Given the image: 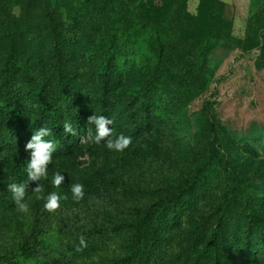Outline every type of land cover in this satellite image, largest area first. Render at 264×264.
Here are the masks:
<instances>
[{"label":"rangeland","instance_id":"rangeland-1","mask_svg":"<svg viewBox=\"0 0 264 264\" xmlns=\"http://www.w3.org/2000/svg\"><path fill=\"white\" fill-rule=\"evenodd\" d=\"M87 1L0 0V35L17 33L16 48L0 38V264H264V0H221L230 24L207 54L177 43L181 25L143 27L140 6L161 0H114L95 23ZM93 114L132 144L95 143ZM54 120L76 129L69 147ZM41 126L57 149L22 213L7 185L27 182L25 144ZM167 194L177 202L138 237Z\"/></svg>","mask_w":264,"mask_h":264},{"label":"trees","instance_id":"trees-1","mask_svg":"<svg viewBox=\"0 0 264 264\" xmlns=\"http://www.w3.org/2000/svg\"><path fill=\"white\" fill-rule=\"evenodd\" d=\"M110 1V5L109 2ZM162 3L158 4L155 1L147 4L143 2L141 7V18L143 27H153L159 29L163 25L170 24L172 28L177 30L178 27H173L174 24L181 25L178 31L175 33L177 37V43L180 40L185 39L187 51L191 54L193 52L202 51V54L211 46L214 40L222 39L224 31L228 28L230 20L227 14V4L221 0H201L199 12L197 15H193L188 11L187 0H161ZM114 0H88L85 4V11L90 12V21L95 23L97 18L101 20L109 18L111 12L114 13L115 6L113 5ZM174 2H179V5L172 9ZM83 22V21H82ZM84 23V22H83ZM82 23V24H83ZM7 25V21L6 24ZM96 28H99L97 26ZM2 41L10 45L12 48H16L17 33L9 28L7 25L5 33L0 35ZM56 48L59 49L58 43H53ZM15 59L11 56L8 58ZM190 62L191 59L188 58ZM109 66V65H108ZM107 70V69H106ZM105 71V70H104ZM189 79H194L190 76ZM45 108L52 110L50 103L44 106ZM11 108L7 109L10 112ZM53 134L55 138L60 141L64 146L69 147L66 140L67 134L63 131V125L60 122H53L52 126ZM32 132L28 133V136H32ZM179 196L176 194H167L158 203L153 206L152 215H149L148 219L140 221L137 225V236H145L148 232L149 227H153L155 224V215L161 212L165 208L167 202H177ZM156 234L157 231H154Z\"/></svg>","mask_w":264,"mask_h":264},{"label":"clouds","instance_id":"clouds-1","mask_svg":"<svg viewBox=\"0 0 264 264\" xmlns=\"http://www.w3.org/2000/svg\"><path fill=\"white\" fill-rule=\"evenodd\" d=\"M87 124H92L96 128L95 143L100 144L105 142V146L109 150L116 152H122L132 144V138L124 134H120L115 139H112V127L113 121L105 115H90L87 118ZM63 131L66 134L72 136L77 135L76 129L72 126L71 122L65 120L63 122ZM52 136V130L47 126H41L35 130L30 140L25 144V152L30 154V159L26 165L27 182L10 183L7 185V190L12 194L13 200L17 206V209L22 213L29 212V204L26 202L25 197L28 191L29 182H33L36 186L32 189L35 193H41L43 191L40 181L47 179L48 167L53 162V154L56 152L57 146L52 140L46 139ZM65 176L57 172L54 174L52 183L55 187H59L63 184ZM71 192L73 199L80 201L84 197V186L76 183L71 186ZM43 198V197H38ZM67 197H65L66 199ZM61 197L53 192L46 198L44 209L48 212H55L60 208ZM79 243L81 246L86 247V237L81 235L79 237ZM80 250V249H77Z\"/></svg>","mask_w":264,"mask_h":264}]
</instances>
